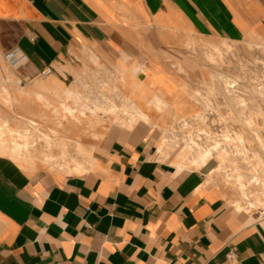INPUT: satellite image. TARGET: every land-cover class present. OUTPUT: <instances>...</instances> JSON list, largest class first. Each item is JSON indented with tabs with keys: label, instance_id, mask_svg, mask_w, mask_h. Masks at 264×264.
Instances as JSON below:
<instances>
[{
	"label": "crops",
	"instance_id": "crops-1",
	"mask_svg": "<svg viewBox=\"0 0 264 264\" xmlns=\"http://www.w3.org/2000/svg\"><path fill=\"white\" fill-rule=\"evenodd\" d=\"M221 41L264 45V0H0V122L87 159L0 154V264H264V223L234 209L216 156L169 141Z\"/></svg>",
	"mask_w": 264,
	"mask_h": 264
},
{
	"label": "rangeland",
	"instance_id": "rangeland-1",
	"mask_svg": "<svg viewBox=\"0 0 264 264\" xmlns=\"http://www.w3.org/2000/svg\"><path fill=\"white\" fill-rule=\"evenodd\" d=\"M204 44L208 73L205 92L201 93V111L182 121L169 141L174 143L182 159L191 162L203 150L213 152L218 145L212 156L219 161L217 173L234 190L235 205L241 194L235 180L238 172L243 174L246 185L253 177L264 181V45L224 41ZM228 82L234 86L229 87ZM20 129L13 130L0 122V154L25 160L33 167L67 172H81L87 165L81 150L41 148L39 141H48V136L39 133L37 127L31 133ZM236 133L241 135L246 152L240 150ZM13 149L18 150L14 155ZM222 149L225 150L223 158L218 155ZM255 154L260 157L259 163ZM78 164H82V169ZM249 190L252 200L260 196L256 188ZM244 211L264 223V208L260 205L254 204Z\"/></svg>",
	"mask_w": 264,
	"mask_h": 264
},
{
	"label": "bare ground",
	"instance_id": "bare-ground-1",
	"mask_svg": "<svg viewBox=\"0 0 264 264\" xmlns=\"http://www.w3.org/2000/svg\"><path fill=\"white\" fill-rule=\"evenodd\" d=\"M228 84H229V87H233L234 86V84H232L231 82H228ZM250 122H251V120H250ZM236 138H237V142L239 143L240 150H241L242 145H243V140L241 138V135L236 133ZM217 148H219L218 145H216L213 148V152H215L217 150ZM242 150H244V152H246L244 148H242ZM213 152H211V150H203V152H201L200 155L198 154L199 156L193 162H196V163L199 162V163L202 164L203 162L207 161V159H209V157L212 156ZM218 155H219V157L223 158L224 155H225V150L222 149L221 153H218ZM254 157L256 158L257 162L260 160L259 155L255 154ZM235 180H236V182L239 185V188L241 190L240 191V193H241L240 194V199L238 201H236V203L234 205V209L236 211L242 212L246 208H252L254 206V204H258L262 208H264V181H261L262 179H259L258 177H253L248 182V184L246 185V183H244L243 174L238 172L237 175H236ZM250 187L256 188L258 190V192L260 193V196H255V198L253 197V200H252L251 199L252 198V194L250 193V190H249Z\"/></svg>",
	"mask_w": 264,
	"mask_h": 264
},
{
	"label": "built area",
	"instance_id": "built-area-1",
	"mask_svg": "<svg viewBox=\"0 0 264 264\" xmlns=\"http://www.w3.org/2000/svg\"><path fill=\"white\" fill-rule=\"evenodd\" d=\"M4 59L11 66H18L25 59V55L21 49L16 46L4 55ZM228 257L232 259L233 255L229 254Z\"/></svg>",
	"mask_w": 264,
	"mask_h": 264
}]
</instances>
